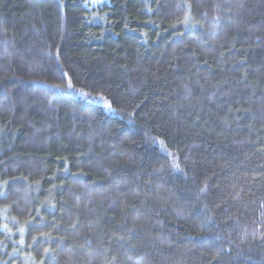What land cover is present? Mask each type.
Listing matches in <instances>:
<instances>
[{
    "label": "trees",
    "instance_id": "trees-1",
    "mask_svg": "<svg viewBox=\"0 0 264 264\" xmlns=\"http://www.w3.org/2000/svg\"><path fill=\"white\" fill-rule=\"evenodd\" d=\"M86 3L0 0V264H264V0Z\"/></svg>",
    "mask_w": 264,
    "mask_h": 264
},
{
    "label": "rangeland",
    "instance_id": "rangeland-1",
    "mask_svg": "<svg viewBox=\"0 0 264 264\" xmlns=\"http://www.w3.org/2000/svg\"><path fill=\"white\" fill-rule=\"evenodd\" d=\"M111 3V0H87L86 5L89 8H104L105 6L109 5Z\"/></svg>",
    "mask_w": 264,
    "mask_h": 264
},
{
    "label": "snow or ice",
    "instance_id": "snow-or-ice-1",
    "mask_svg": "<svg viewBox=\"0 0 264 264\" xmlns=\"http://www.w3.org/2000/svg\"><path fill=\"white\" fill-rule=\"evenodd\" d=\"M55 87L59 88L60 85H55ZM69 87H71V84H69ZM177 167H178V165H177ZM5 227H7V226H5ZM21 242H22V241H21Z\"/></svg>",
    "mask_w": 264,
    "mask_h": 264
}]
</instances>
